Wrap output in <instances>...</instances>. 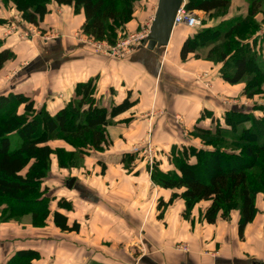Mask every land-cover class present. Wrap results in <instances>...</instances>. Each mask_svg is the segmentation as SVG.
<instances>
[{
	"label": "crops",
	"instance_id": "1",
	"mask_svg": "<svg viewBox=\"0 0 264 264\" xmlns=\"http://www.w3.org/2000/svg\"><path fill=\"white\" fill-rule=\"evenodd\" d=\"M144 1L136 4L138 10L127 30L152 24L153 1L140 12L138 5ZM237 5L239 12H232ZM245 7L246 3L232 0V17L245 14ZM49 9L40 30L56 29L59 35L41 38L33 29L25 39L22 35L31 31L29 25L20 24L10 7L0 5V20L5 21L0 23L2 49L15 54L0 72V95L24 94L34 100L37 109L45 107L54 115L75 97L78 84L95 79L96 99L102 107L110 109L127 98L135 105L107 128L112 143L108 150L91 152L81 167L73 170L60 169L53 158L51 173L43 184L52 199V214L58 210V201L65 199L71 210L59 211L70 224H80V231L62 232L51 216L44 228L27 223L23 225L26 229L20 226L0 232L4 243L0 254L7 255L2 264L19 250L37 251L40 258L34 264H264L263 195L257 197L258 212L243 239L239 237L237 211L229 221L219 218L209 225L202 217L209 205L206 202L198 204L189 216H185L181 199L165 209L159 207L161 202L168 203L173 191L152 182L142 144H159L154 164L170 171L172 147L189 145L184 128L210 124L209 120L199 123L204 110L220 112L209 95L197 93L188 76L212 70V65L190 58L181 62L180 49L186 39L179 33L181 27L175 28L169 46L161 53L142 46L124 59H116L95 54L78 39L85 22L82 11L75 14L72 7L55 3ZM211 79L217 92L224 88L221 78ZM52 145L73 151L62 141ZM70 180L74 182L68 188ZM184 246L187 252L182 250Z\"/></svg>",
	"mask_w": 264,
	"mask_h": 264
},
{
	"label": "trees",
	"instance_id": "2",
	"mask_svg": "<svg viewBox=\"0 0 264 264\" xmlns=\"http://www.w3.org/2000/svg\"><path fill=\"white\" fill-rule=\"evenodd\" d=\"M139 0H0V5H13L28 25L40 27L50 12V5L72 7L82 11L85 22L82 34L94 41L114 46L127 24L134 17ZM141 1V0H140ZM247 15L229 18L216 27L196 30L183 42L180 59L200 58L198 49L208 50L205 60L223 64L222 81L231 86L246 84L245 93L253 98L264 86V57L258 33L264 26V0H245ZM232 0H185V8L207 16L227 14ZM258 16L263 22L258 23ZM1 24L5 21L0 20ZM0 40V72L15 59V54L2 49ZM254 69L253 79L247 82ZM97 82L90 79L77 85L75 97L63 109L51 115L43 107L37 109L30 97L21 93L0 95V209L3 220L30 216L34 228L45 227L52 216L54 226L62 232H79L80 224L69 223L59 210H71L65 200L58 201V210L51 211L52 199L43 188L52 169L53 158L60 169L81 166L91 152H104L111 147L107 128L114 119L135 105L129 98L121 104L104 108L97 102ZM232 106L221 119L204 110L199 123L210 121V127L196 125L191 135L204 147L173 146L172 169L164 172L155 163L150 177L153 183L173 191L168 203L185 202V216L203 202L208 207L203 220L216 224L221 218L229 221L239 212V237L257 215L258 195H264V112L261 116ZM62 141L73 148L68 152L52 143ZM6 211V212H5ZM5 212V213H4ZM6 222V221H5ZM40 255L34 250H19L5 264H34Z\"/></svg>",
	"mask_w": 264,
	"mask_h": 264
},
{
	"label": "rangeland",
	"instance_id": "3",
	"mask_svg": "<svg viewBox=\"0 0 264 264\" xmlns=\"http://www.w3.org/2000/svg\"><path fill=\"white\" fill-rule=\"evenodd\" d=\"M151 1H153L151 8L153 10L154 9L156 10L157 9V5H156V1L157 0H145L144 4L138 5V8H139L140 12H142V11L145 12V8H147V6L150 5ZM139 2H140V0L135 3L134 10L137 9L136 8V4L139 3ZM240 2L242 4L246 3V7L245 8L247 10L244 12L245 14L242 13V14H239V15H247L248 10H249V3L247 1H245V0H239V3ZM153 4H154V7H153ZM3 6L5 8H9L10 7L13 10V12H14L13 16H14L15 20H16V18L18 19L20 24L21 23H25L21 19V14L16 10V8L13 5H6V6L3 5ZM73 11H74L75 14L81 13V11L77 12L74 9H73ZM234 11L235 12H239L238 5L235 6V9L232 10V12H234ZM196 14H198L201 17V19H202V25H201V27L198 30L203 29V28H208V27H216V26L220 25L221 23L227 21L229 18L232 17L231 11H229L227 14H214V15H210V16H207V15L201 13V12H196ZM256 21L258 23H262L263 22V17L258 16ZM149 25H150L149 23L145 24V26L143 25V26H141L140 28H138L136 30H132L131 28H130V30H127L128 28H126L124 33L121 34V37L119 38L117 43L114 46H111V47H115L118 44H122V42L127 40L128 37H130L132 35H135V34L141 33L143 31V29L147 30V27ZM29 27L31 29V33L30 32L25 33V35H24L25 39L29 38L30 34L33 33L32 32L33 29H35L36 32H37L35 34H37V36L41 37V38L50 39L52 37H55V36L59 35L58 31H56V29L53 30V31L45 33L43 30H40V27H35V26H32V25H29ZM180 31L181 32H179V33L182 34L185 38H188L189 36H191V35H193L195 33V31H192V30L184 28V27H181ZM258 35L261 37L260 40H262V41H259L258 43H259V45H261V48L263 49V52H261V55L264 57V26L261 28V30L258 33ZM77 36H78V39H83L88 45L92 46L91 44L94 41H92L91 38H88V37L84 36L82 34V31H80ZM106 44L109 45L108 43H106ZM198 51L201 54L200 58H196L195 56H190L189 58L192 59V60L206 61L205 60V56H206L208 50H206V49H198ZM129 55H131V54H129ZM188 59H187V61H188ZM206 62H208V61H206ZM182 63H184V62H182ZM210 64L212 65L211 66L213 68L212 70L210 69V70H206V71L200 72V73L196 72V73H193L192 75H188V76L193 80V84L195 85V88H196V89L195 88L194 89L197 90V93L204 91V93L206 95H209L211 97V99L214 100V102H216L217 105L220 107V112H218V115L213 112L215 116L217 115V118L221 119L223 114H224V112L226 111V109H229L232 106L239 107L237 109H240L242 107L241 109H244V111H247L248 113H254V115L257 116V117L263 115V112H264V86L259 91V93H257V95H255L253 98H248V95L245 93V90L247 88L246 84H240V85H237V86H231L229 84H226L223 81L225 83L223 85L224 88H220L219 92H217V90H218L216 88L217 86L216 85H214L215 87L213 86L214 83L212 84L213 79H211V76L212 77L214 76V77L221 78L220 71L224 67V65L223 64L214 65L213 63H210ZM253 73H255L254 69L252 70L251 75H249V77L247 79V82H249V81L251 82L252 81V79L254 78L253 77V75H254ZM178 121H179L178 123L184 128V126H183L184 122L182 123V118L181 117L178 118ZM199 126L204 127V128H208V127H210V124L207 122V124L205 126H202V125H199ZM184 130H185L184 133H183L184 134V139H186V140L189 139L190 140L189 141V145L196 146V147H199V148L209 149L207 147H204L199 139H196V138H194L191 135L193 129L188 130L187 128H184ZM142 145H144L143 148L146 147L145 150H147V153H145V150H144V157H147V158L149 156L150 150H155L157 145L160 146L159 144H156L153 141H148L147 143H143ZM161 145L163 146L165 144L161 143ZM84 158L85 157H83V159ZM152 167L153 166L149 167V174L152 171ZM3 215H6V214H2V208H1L0 209V232H5V231L10 232V231L15 230L16 227L18 228V227L23 226V225H25L27 223L31 224V218H30L29 215L28 216H22L20 220H17V219L3 220ZM47 224H48V221H47L45 227L47 226ZM23 229H26V228L24 227ZM9 240L10 239L8 238V241ZM0 244L3 245L4 243H2V241L0 240ZM6 246H7V248H10V245H6ZM5 258H7L6 254H5V256L0 254V264H2L4 262Z\"/></svg>",
	"mask_w": 264,
	"mask_h": 264
},
{
	"label": "built area",
	"instance_id": "4",
	"mask_svg": "<svg viewBox=\"0 0 264 264\" xmlns=\"http://www.w3.org/2000/svg\"><path fill=\"white\" fill-rule=\"evenodd\" d=\"M201 25H202L201 17L198 14H196V12L188 11L185 8V4H184L176 15L175 26L184 27L192 31H196L201 27ZM150 27L151 25L147 27V30L143 29L141 33L128 37L127 40L122 42V44H118L115 47H111L107 45L106 42H98L92 40L94 41L91 44L92 50L97 55L114 57L116 59H124L126 56H128L129 54H133L138 48L143 46L144 40L149 35ZM13 30H16V27H13ZM22 36L24 38V35ZM145 153H147V150H145ZM156 155L157 152L155 150H150L148 156V162L150 166L154 165V162L156 160ZM182 250L184 252H187L188 247L184 246L182 247Z\"/></svg>",
	"mask_w": 264,
	"mask_h": 264
},
{
	"label": "water",
	"instance_id": "5",
	"mask_svg": "<svg viewBox=\"0 0 264 264\" xmlns=\"http://www.w3.org/2000/svg\"><path fill=\"white\" fill-rule=\"evenodd\" d=\"M184 4L185 0H158L149 35L143 42L147 50L161 53L169 46L176 28V15ZM73 182V180L69 181L68 188Z\"/></svg>",
	"mask_w": 264,
	"mask_h": 264
}]
</instances>
